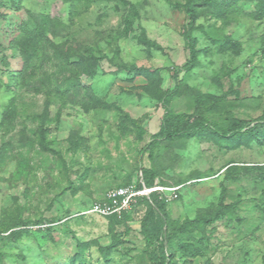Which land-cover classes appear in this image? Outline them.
Instances as JSON below:
<instances>
[{
    "label": "rangeland",
    "instance_id": "374dc122",
    "mask_svg": "<svg viewBox=\"0 0 264 264\" xmlns=\"http://www.w3.org/2000/svg\"><path fill=\"white\" fill-rule=\"evenodd\" d=\"M135 3L139 17L128 36L121 34L126 6L122 0H0V78L8 82L11 72L22 70L21 23L42 27L46 18L45 39L37 49L33 65L25 70V82L13 91L0 87V120L12 100L17 109L14 129H0V148L8 147L0 158V227L14 215L31 221L52 219L53 239L44 229L28 223L19 240L0 246L4 264H68L79 241H97L108 245L115 233L123 240L108 256L97 246L85 250L87 264H150L144 251L141 219L146 203H132L125 221L112 224L96 213L81 214L88 205L104 197L108 189L128 177L141 181V167H153L159 173L157 185L164 186L169 213L168 227L180 225L213 212L220 199L233 203L223 219L206 226H191L172 239L177 264H264V220L256 206L264 192V143L229 148L226 143L198 137L160 140L149 156L142 147L160 128L164 109L152 98L142 95V76H134L127 67L135 64L161 67L162 88L176 87L171 106L175 111L192 113L194 97L202 93L224 94V108L206 112L209 122L224 126L231 117L253 121L264 111V55L259 50V35L264 21L245 14L233 19L217 16L216 8L200 9L196 24H213L221 32L242 42L239 54H220L208 45L199 29L193 32L199 48H207L200 65L185 74L183 65L189 51L183 39L187 19L175 3L185 0H126ZM144 29L162 49H146L135 36ZM15 41L14 47L11 44ZM91 46L103 54L97 73L81 77L107 102L117 103L144 128L143 138L134 132L118 130L115 111L81 108V88L63 99L55 95V85L67 74L59 70L60 60L73 57ZM61 57V58H60ZM51 75L52 80L47 81ZM56 78V79H55ZM214 78L217 82L214 81ZM52 104L53 117L61 103L59 121L49 125L46 136L52 151H43L35 136L45 100ZM36 115V116H35ZM71 133L84 138L85 147L72 150ZM261 165L246 170L244 165ZM231 165L239 168L228 177ZM85 169L87 175L81 180ZM162 183V184H161ZM50 223V222H49ZM112 226L113 231L110 230ZM190 243L183 249L179 243ZM195 249L199 253L193 255Z\"/></svg>",
    "mask_w": 264,
    "mask_h": 264
},
{
    "label": "trees",
    "instance_id": "16d2710c",
    "mask_svg": "<svg viewBox=\"0 0 264 264\" xmlns=\"http://www.w3.org/2000/svg\"><path fill=\"white\" fill-rule=\"evenodd\" d=\"M15 0H10L14 3ZM126 6L125 13L122 17L121 34L128 36L134 30V24L139 17L138 7L135 3L122 0ZM15 5V3H14ZM177 7L183 9L187 24L183 30V39L189 51L188 60L183 65L185 74H188L195 67L200 65V57L207 48H199L198 40L193 35L196 29H199L204 36L208 45H214L216 51L220 54L231 53L237 55L241 52L243 46L239 40L232 39L228 34L221 32V27L213 24H196V19L199 15L200 9L205 7H214L217 11V16L225 19H233L240 14H245L253 20L264 21V0H185L183 3H175ZM42 27H30L28 24L21 23L20 28L24 33L21 41V56H22V70L17 73L11 72L7 83H3L0 78V87L5 86L6 90L15 89L19 83L25 82V70L33 65L37 49L45 39V25L46 18L43 19ZM137 41L144 45L147 50L155 48L161 50L162 47L147 37L144 29H141L139 34L135 36ZM11 47H14L15 41H11ZM259 50L264 55V32L259 35ZM37 57V56H36ZM61 58V57H60ZM104 55L96 54L91 46H85L82 50L73 57L66 56L60 60L59 70L66 71L67 74L62 77V80L54 84L55 95L64 98L69 93L75 92L81 88L84 96V101L81 106L83 110L95 109L99 111H115L118 122V130L122 134L134 132L139 139L143 138L145 132L144 128L139 124L137 119L132 118L128 112L121 108L117 103L107 102L100 98L90 85L81 83V77H92L97 73V68L100 60ZM127 70L134 74V76H142L145 83L140 85L142 95L157 100L164 109L161 119L160 128L157 132L151 135V139L142 147V151L148 150L149 156H152L154 148L160 140H176L181 138L198 137L201 139L214 140L217 143H226L229 148H237L240 146H248L253 141L258 144L264 143V111L255 120L249 122L244 119L229 118L224 126H219L208 121L205 117L206 112L218 111L224 108V94L215 95L209 92L198 94L193 100V112L175 111L172 106V100L177 96L176 87L170 89L162 88V68L161 67H145L132 64L127 67ZM47 81H51L52 76L49 75ZM21 79V80H20ZM56 79V78H55ZM214 81L216 79L214 78ZM52 104L49 99L45 100L44 111L41 115H35L38 120V127L35 131L36 140L43 151H52L49 142L46 140L47 134L50 132L49 125L53 121H59L62 113L61 103H58V109L53 117L48 114V108ZM15 103L10 100L6 105L0 120V129L4 132H9L14 129V121L17 115ZM71 133L68 138L69 147L72 150L85 147L84 138L78 134ZM8 147L3 145L0 148V158L5 155ZM261 165H244L243 169L256 170L262 169ZM237 165H231L227 170V175L230 177L232 172L238 171ZM141 182L138 180L133 182L131 177H128L124 182L118 186L129 185L136 183L138 187L144 184L151 187L155 184V179L159 173L153 167H141ZM88 170L85 169L81 175V180L85 178ZM261 180H264L263 173H260ZM162 184V183H161ZM109 190V189H108ZM107 192V191H106ZM105 192V193H106ZM162 196V197H161ZM262 199L256 203V206L261 210L262 218L264 220V192L261 193ZM96 201H102L103 197ZM136 203H146L147 209L141 219V233L145 240L144 251L147 252L150 264H177L174 262L175 251L171 245L172 239L178 234L185 232L191 226L201 225L202 230L213 224L214 222L223 219L233 209V203H225L220 199L218 207L210 213H205L201 216H196L193 219H185L180 225L174 226L171 229L168 227L169 213L167 210L166 197L160 191H152L149 196H138ZM134 204V203H133ZM131 207L123 210L120 214L113 213L106 217L112 224H120L126 220L130 213ZM83 214V213H81ZM8 223H3L0 227V246L9 242L19 240L28 230V223L35 224L38 230L44 229L49 239H53L51 227L52 219L44 222L43 219L31 221L23 219L19 216L12 215L8 219ZM50 222V223H49ZM110 230L113 231L112 226ZM123 240L115 233H112V240L108 245H99L97 241H79L75 238V254L70 257L68 264H87L85 257V250L91 245L97 246L98 251L103 256L108 254L121 244ZM183 249H189L190 243H179ZM199 249H195L193 255L198 254ZM3 253L0 252V264L3 262Z\"/></svg>",
    "mask_w": 264,
    "mask_h": 264
},
{
    "label": "built area",
    "instance_id": "2783aa9c",
    "mask_svg": "<svg viewBox=\"0 0 264 264\" xmlns=\"http://www.w3.org/2000/svg\"><path fill=\"white\" fill-rule=\"evenodd\" d=\"M165 189L168 188L156 183L151 187H147L144 184L138 187L136 183L116 186L104 194L103 202L95 201L91 203L82 213H96L102 216L113 213L120 214L123 210L129 209L138 196H149L152 191L163 192Z\"/></svg>",
    "mask_w": 264,
    "mask_h": 264
}]
</instances>
